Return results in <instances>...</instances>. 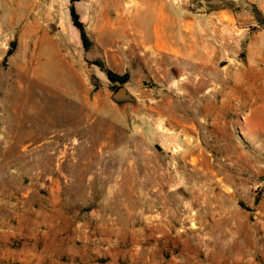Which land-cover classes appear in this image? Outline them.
Instances as JSON below:
<instances>
[{
	"label": "rangeland",
	"instance_id": "1",
	"mask_svg": "<svg viewBox=\"0 0 264 264\" xmlns=\"http://www.w3.org/2000/svg\"><path fill=\"white\" fill-rule=\"evenodd\" d=\"M160 3L0 0V264H264V0Z\"/></svg>",
	"mask_w": 264,
	"mask_h": 264
},
{
	"label": "crops",
	"instance_id": "2",
	"mask_svg": "<svg viewBox=\"0 0 264 264\" xmlns=\"http://www.w3.org/2000/svg\"><path fill=\"white\" fill-rule=\"evenodd\" d=\"M158 1L128 0V4H110V8L117 11L111 13V15H116V17L105 21L106 28L110 26L109 28L113 31L118 29L119 23L125 24L124 39H126L128 47L129 45L139 46L142 43L148 51L147 53L152 55L168 51L167 49H162V46L166 43L162 41V37L167 36L170 13L166 10L165 4H158ZM105 32L109 35L107 29ZM114 37H116L115 34L110 36L111 39ZM128 50H124V52ZM178 50L172 45V50L168 52L181 55ZM124 54L128 55L127 53ZM121 55L123 56V52Z\"/></svg>",
	"mask_w": 264,
	"mask_h": 264
},
{
	"label": "trees",
	"instance_id": "3",
	"mask_svg": "<svg viewBox=\"0 0 264 264\" xmlns=\"http://www.w3.org/2000/svg\"><path fill=\"white\" fill-rule=\"evenodd\" d=\"M75 1H78V0H72V3ZM70 16H71V20H72L74 27H76L80 33V37L82 39V42L87 43V34L85 32L84 25L81 22L79 14L77 13L75 6L73 4L70 6ZM105 72H106V75L109 78V80L115 84L114 91H116L118 88L124 86L125 83L127 82L126 76H119V75L115 74L114 72H112L111 70H108V69Z\"/></svg>",
	"mask_w": 264,
	"mask_h": 264
},
{
	"label": "water",
	"instance_id": "4",
	"mask_svg": "<svg viewBox=\"0 0 264 264\" xmlns=\"http://www.w3.org/2000/svg\"><path fill=\"white\" fill-rule=\"evenodd\" d=\"M111 99L117 105H122L124 103L134 102L133 95L124 86H122V87L118 88L116 91H114L112 93Z\"/></svg>",
	"mask_w": 264,
	"mask_h": 264
},
{
	"label": "built area",
	"instance_id": "5",
	"mask_svg": "<svg viewBox=\"0 0 264 264\" xmlns=\"http://www.w3.org/2000/svg\"><path fill=\"white\" fill-rule=\"evenodd\" d=\"M173 2H174L175 4H178V3L181 2V0H173Z\"/></svg>",
	"mask_w": 264,
	"mask_h": 264
}]
</instances>
